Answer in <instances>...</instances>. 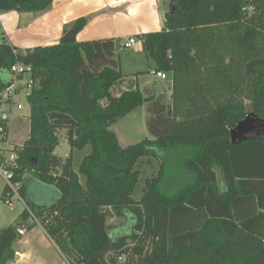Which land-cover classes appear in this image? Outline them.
I'll use <instances>...</instances> for the list:
<instances>
[{
    "label": "trees",
    "instance_id": "obj_1",
    "mask_svg": "<svg viewBox=\"0 0 264 264\" xmlns=\"http://www.w3.org/2000/svg\"><path fill=\"white\" fill-rule=\"evenodd\" d=\"M53 1L0 0V13ZM174 1L162 31L138 36L166 90L126 80L118 40L76 42L84 18L69 25L70 42L23 51L0 42V91L16 63L34 80L13 182L37 219L28 229L43 228L69 264H264V140L230 141L247 115L264 121V0ZM142 105L150 139L121 147L109 127ZM62 129L71 151L90 147L78 172L71 153L53 154ZM144 157L158 170L135 201ZM28 185L56 198L33 204ZM112 218L126 220L120 235ZM21 229L0 231V264L14 260Z\"/></svg>",
    "mask_w": 264,
    "mask_h": 264
},
{
    "label": "crops",
    "instance_id": "obj_2",
    "mask_svg": "<svg viewBox=\"0 0 264 264\" xmlns=\"http://www.w3.org/2000/svg\"><path fill=\"white\" fill-rule=\"evenodd\" d=\"M169 3L170 0H55L44 12L0 14L3 35L0 42L6 40L10 46L22 51L56 45L71 23L84 18L87 24L76 34V42L114 39L118 40V51H121V42L134 38V51L142 53L138 36L162 31ZM10 131L9 127L13 140ZM25 203L28 209L30 205ZM32 224L24 223L21 229L24 234L20 235L14 260L9 264H69L43 228L34 225L28 229ZM122 231L116 228L111 232L120 235ZM40 247H46L57 258H39Z\"/></svg>",
    "mask_w": 264,
    "mask_h": 264
},
{
    "label": "rangeland",
    "instance_id": "obj_3",
    "mask_svg": "<svg viewBox=\"0 0 264 264\" xmlns=\"http://www.w3.org/2000/svg\"><path fill=\"white\" fill-rule=\"evenodd\" d=\"M9 14L11 12H5L0 14ZM2 34L0 31V41L2 39ZM118 60H119V70L129 81H134L133 76L138 75L136 81L138 83L139 89L142 91L143 89H150L153 86L154 91H158L159 89H167V81H159L153 76L149 74V70L152 68L151 63L145 59L143 53H138L132 49H123L117 52ZM146 84V85H145ZM122 84V88H117L118 90H124ZM115 92V96L119 93ZM28 92L22 91L19 95L15 97V101L22 105L21 110L13 109L12 111V121L10 124L11 135L14 136L12 140L13 144L21 145L24 140L27 139L29 133V116H30V108L28 102L26 101V95ZM166 103L170 101L169 90L166 91ZM146 105H142L135 110L131 111L123 118L118 119L114 124L109 127V130L114 133L118 144L121 147H128L134 144H137L144 139H150V135L148 134L146 128ZM57 136L59 139V144L55 148L53 154L62 160H65L70 156L72 158V167L75 172H78V165L80 161L89 154L90 147L86 146L82 150H70V146L65 138V130H58ZM137 170L139 171V182L137 183L133 193L132 198L135 201H138L142 197V189L144 188L145 180L155 173L158 170V162L154 158L144 157L139 160L137 164ZM79 180L82 185H84V178L79 175ZM2 193V183L0 182V231L7 229L8 227L15 226L21 228L24 226V223L31 224L32 220L30 216L27 218V221L24 222L22 220V213L27 210L26 200L16 198H12L13 205L11 207L7 206L4 200L1 198ZM26 195L31 203L40 204L47 203L56 198L55 193L50 190L43 189L38 186L28 185ZM126 223V220L123 218H112L108 221V225L110 226V230H114V228L123 227ZM21 226V227H20ZM129 230H126L124 233H129ZM17 239L13 245V250L15 246L21 241ZM40 256L39 258H57L53 256L52 251H48L46 247H40ZM58 258H60L58 256ZM62 258V257H61Z\"/></svg>",
    "mask_w": 264,
    "mask_h": 264
},
{
    "label": "built area",
    "instance_id": "obj_4",
    "mask_svg": "<svg viewBox=\"0 0 264 264\" xmlns=\"http://www.w3.org/2000/svg\"><path fill=\"white\" fill-rule=\"evenodd\" d=\"M123 49H132L135 45V39L129 38L121 42ZM16 54V52H14ZM9 81L7 87L0 91V182L2 183L1 198L9 207L13 205L12 198L22 199L19 193V184L13 182L14 169L17 168V149L21 145L13 144L9 127L12 120L13 109L21 110L22 105L15 101V97L22 91L28 92L26 100L34 86L32 78V69L30 66L16 63L8 70ZM149 74L158 80H165L166 75L162 72L150 70ZM32 223L37 224V219L27 209ZM19 235L24 231L19 230Z\"/></svg>",
    "mask_w": 264,
    "mask_h": 264
},
{
    "label": "water",
    "instance_id": "obj_5",
    "mask_svg": "<svg viewBox=\"0 0 264 264\" xmlns=\"http://www.w3.org/2000/svg\"><path fill=\"white\" fill-rule=\"evenodd\" d=\"M175 1L171 0L168 6L169 12L174 11ZM72 35L70 31H65L60 42H70ZM251 140H264V121L247 115L235 128L230 131V141L232 144Z\"/></svg>",
    "mask_w": 264,
    "mask_h": 264
}]
</instances>
